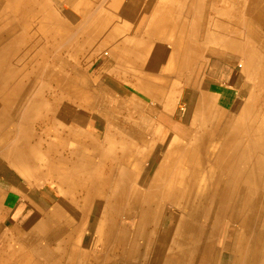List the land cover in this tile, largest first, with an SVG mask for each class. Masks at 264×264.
I'll return each mask as SVG.
<instances>
[{"label":"bare ground","instance_id":"bare-ground-1","mask_svg":"<svg viewBox=\"0 0 264 264\" xmlns=\"http://www.w3.org/2000/svg\"><path fill=\"white\" fill-rule=\"evenodd\" d=\"M239 5L242 14L248 19L243 20L244 36L237 37L236 45L232 47L241 50L243 61L238 64L243 67V73L248 76L254 70L261 76L264 74V49L261 47V38L264 37V13L261 7L264 6V0H242ZM252 25H255L253 30ZM199 39L195 35L196 44ZM104 41L94 43L89 50L109 55V49H102ZM224 47L229 49L228 38L224 40ZM199 52L205 55L203 49ZM201 61L203 58L199 63L197 59L193 60V71L186 83L196 91L198 97L195 99L199 109H208L209 94L201 89L204 81L198 72L204 65ZM180 62L183 64L182 58ZM15 69L11 75L3 74L5 72L0 69L2 109L13 106L16 96L25 88L20 78L14 82L8 81L9 76L21 75L20 69ZM138 76L140 79L135 80L125 100L127 105H115L116 110L120 111L112 119L108 117L112 110L108 111L103 102L96 107L98 114L108 117L107 120L111 122L106 131L99 132L100 135L82 128L81 123H74L67 126L60 124L62 129L58 134L61 140L58 143L49 137L27 148V141L20 134L18 140L8 136V139L5 137L2 141L4 147L9 148L6 151L13 153L11 158L6 157L9 161L7 165L18 169L25 181H29L33 173L39 175L45 183L53 186L56 193L54 203L47 210H41L40 220L16 247L17 250L21 249L20 253L23 249L32 252L21 264H56V261L61 260L58 252L62 253L64 249L72 251L75 256L78 243L73 236L78 230H83L88 217H92L93 221L87 229H94L103 248V240L114 236V233L121 236L144 232L152 234L156 229L152 220L158 212L162 213L161 206L172 212L175 224L171 232L182 238L199 231L200 227L195 223L198 216L204 217L206 223L211 220L210 217L216 220L226 215L229 223H232L229 226L238 232L231 264H264V122L260 121L261 115L254 113V109V118L247 121L245 116L249 108L243 105L241 121H234L232 127L226 125V128L223 123L209 124L204 113L198 117L197 109L191 117L189 109L184 113L187 127L180 129V133L175 131L167 140L162 153L157 154L161 149L157 144L163 143L169 132L166 126L157 122L149 113L152 109L163 110L168 114L176 113L177 97L156 86L170 78L168 75L145 77L137 74L135 78ZM58 80L62 90L74 87L73 81L69 83L65 76ZM69 90L73 92V88ZM254 100L257 104L258 98ZM92 108L89 106L86 109L92 113ZM67 111L56 105L50 113L55 119L67 114ZM151 157L155 158V162L148 175L146 163ZM28 167L33 169L26 174L25 168ZM1 209L0 205V212ZM132 217L137 220L133 229L132 224L125 222ZM118 220L121 222L118 223ZM205 223L200 229L201 235H206L205 240L199 245L187 246L185 251L189 249L190 254L201 251L204 257L202 264H212L211 254L215 242L210 237L214 226ZM176 245L184 248L185 243L180 239L173 244Z\"/></svg>","mask_w":264,"mask_h":264},{"label":"rangeland","instance_id":"rangeland-1","mask_svg":"<svg viewBox=\"0 0 264 264\" xmlns=\"http://www.w3.org/2000/svg\"><path fill=\"white\" fill-rule=\"evenodd\" d=\"M15 1L17 2L14 3ZM156 1L160 2L161 5L169 4V0H151V3ZM188 1L173 0L175 6L178 4L181 7L187 6ZM241 1L196 0L195 34L200 39L197 44L195 41L197 55H195V59L199 63V60L203 58V62H201L204 65L200 67L198 72H200L204 81L201 89L209 94L208 109H199L195 99L198 97V95L196 96V91L192 90L191 85L186 83L187 77H183L180 72L177 73V76L176 74L168 76L170 78L160 82V85H156L168 90L171 96L177 97V100H175L177 101L175 103L177 107L175 115L158 109L154 111L152 109L150 113L148 112L157 122L166 126V130L169 132L167 139L163 143L157 144V146L160 145L159 147H161L157 154L162 153L166 142H168L167 140L170 139L175 131L180 133V129L187 127L184 121V113L189 111V109L190 113L192 112L191 117H193V113L197 109L198 117H201V113L206 114L208 123L210 121L209 124L223 123L227 128L226 125L232 127L235 124L234 121L236 123L239 120L241 121L240 112L244 105L245 108H249V113L245 116L246 120L251 121L254 118L252 111L255 109L254 113L260 114V121L263 120L264 122V74L260 76L254 70L248 76L243 73V67L238 64L243 61L240 55L241 50L237 51L236 47H232L233 44L236 45L237 37L244 36V34L242 35L245 28L243 20L248 19L238 7ZM143 2L145 3L146 0H0V69L5 72L3 73L5 75L6 73L7 75L13 74L15 68L20 69L21 75L9 76L7 79L10 82H14L20 78L25 84V88L16 96L13 106L2 109L3 103L0 99V150L4 149L7 157L11 158L13 156L10 150L9 153L6 151L9 148L4 147L5 144L2 143L5 137L8 139V136L18 140L21 137L20 135H22L27 141V148L33 146L36 141H46V138H52L58 143L61 140L58 132L62 129L59 123L66 122V120L75 122L72 119L74 117L72 114L77 110L75 105L78 102L89 101L91 104H101L103 102L108 111L112 110V112L108 113L110 119L120 111L116 110L117 107L127 105L125 100L129 97L128 93L133 89L134 83L140 77L135 78L136 75H131L132 77L129 75L128 78H123L112 75L110 78L109 75L102 71L99 65L100 61L108 59L107 55L103 52L97 54L94 49L89 50V48L94 43L99 44L105 39V43L102 42L104 44L102 49H109V46L105 44H109L110 31L121 28L123 32L126 20L131 22L139 17L140 6ZM51 3L52 5H50ZM263 7H261V11L264 13ZM254 28L255 25H252L251 29L253 30ZM262 29L264 32L263 26ZM225 38H228L229 49L224 47ZM261 41V47L264 49V37L261 38ZM139 49L141 48L136 46V50ZM200 49L204 50L205 55L200 54ZM128 55L131 57V53ZM144 55V52H140L134 56L141 59ZM200 55L202 58H200ZM13 62L16 63L14 64ZM62 76H65L69 83L73 81L74 94H66L67 91H71L69 90L72 89L71 87H66V90L60 88L61 85L58 84V79ZM84 79V88L89 93L77 94L76 87H80ZM256 81L257 83L255 84ZM178 95L181 97H178ZM255 98H258L257 104L255 103ZM56 105L63 111H69H67V114L60 115L61 119L59 117L54 119L51 116L50 111ZM94 112L96 116L93 113L91 114L95 121L91 120L90 125H85L82 122L81 126L86 130L88 128L94 135H100L99 132L106 131L111 126V122L107 120L108 117L99 115L97 108ZM125 114L126 112H124ZM187 120L189 122L188 117ZM64 130L67 132L66 127H64ZM65 135L63 133L64 137ZM44 143L46 144V142L41 144ZM154 162L155 158L151 157L149 162L146 163V168H149L148 175L152 172ZM31 169L33 167L25 168L26 174ZM4 176L5 188L7 189L9 185H15L20 182L16 176L7 170L3 171V168L0 167V179H3L2 177ZM33 177H38V175L36 176L33 173ZM36 183L38 186L31 189V195L33 194L32 197L36 199V202H39V200L44 201L45 195H48L46 192L50 191L51 185L43 180H38ZM55 198L54 193L53 200ZM19 201L17 200L16 202L18 203ZM160 209L162 213L158 212L152 220L156 226V229L153 230L154 233L126 234L130 237L127 239L120 234L114 233L113 237L103 240L105 243L104 248L98 242V249L101 251V262L103 264L108 263L109 256L112 257L113 253L117 254L118 263L124 262L125 248L129 249L131 247L126 242L132 240L134 257L136 256L137 260H142V257L146 260L151 251H156L159 252L161 264H188L189 260L193 264H202L204 257L201 251L190 254L188 253L189 249L185 250L187 246L191 244L199 245L205 240L204 237L206 235H201L202 230H200L201 225L203 226L206 221L204 217L198 216L195 222L198 228L200 227L199 231H194L189 236L184 235L182 238L179 235L175 236V233L171 232L175 222L172 219L173 214L169 211V208L166 210L164 206H161ZM210 218L211 220H207L205 224L211 227L212 225L214 226L212 228V237H210L215 242L211 254L212 264H231L234 255L232 250L234 251L233 248L237 244L236 237L238 232L229 226L232 223H229L226 215L216 220L212 219V217ZM87 219L90 221L88 220L84 229L88 236L92 230L87 229V227L92 224L91 221L93 219L92 217ZM136 221L135 217L125 220V222L132 224V229ZM119 222L121 220H118ZM175 239L177 241L183 240L185 246L181 245V247L184 246V248H179L178 245L173 246L176 243ZM87 241L88 237H85V240L80 241V244H87Z\"/></svg>","mask_w":264,"mask_h":264},{"label":"crops","instance_id":"crops-1","mask_svg":"<svg viewBox=\"0 0 264 264\" xmlns=\"http://www.w3.org/2000/svg\"><path fill=\"white\" fill-rule=\"evenodd\" d=\"M168 2V5H161L158 1L151 3V0H146L140 6L139 17L131 22L126 20L123 32L121 28L110 31L109 55L106 54L108 59L99 63L102 71L110 78L112 75L128 78L129 75L137 74L147 77H162L175 75L179 72L183 77L190 76L193 71V60L196 57V0H189L188 5H184L185 8L178 4L175 6L173 0ZM146 3L147 5H145ZM129 46L132 50L129 49ZM136 46L141 49L136 50ZM139 52L145 53L141 59L134 56ZM129 53H131V57L128 55ZM181 58L184 61L183 64L180 62ZM84 84L85 79L80 87H76L77 94L89 93L84 88ZM70 92L67 91L66 94H74V90ZM75 106L77 110L72 114L74 115L72 119L76 124L83 122L85 125H90L91 120L95 121L86 108L91 106L96 109L99 106L98 103L91 104L89 101H82ZM93 108L92 113L95 115ZM75 122L66 121L59 125L67 126ZM6 157L5 151L0 150V167L3 168V171L7 170L16 176L20 182L13 184L14 186L9 185L7 189L4 182L5 176L0 179V205L2 207L0 212V264H21L32 252L23 249V252L20 253L21 249L17 250V245L25 237L24 235L31 233L33 225L40 220L41 210H47L56 198L53 200L55 192L51 186L50 191L46 192L48 195H45L44 201H41L43 204L40 201L36 202V199L31 195V189L37 188L36 181L43 179L30 177L29 181H25L18 169L7 165L9 161ZM17 200L20 201L17 203ZM85 232L83 228L73 236L78 243L76 255L74 256L72 251L64 249L62 253L58 252L61 260L56 261V264H103L101 252L98 249V237L94 231L91 232L90 237ZM85 237H88L89 243L87 241V244L81 245L80 241H84ZM128 237L124 235L125 239ZM126 243L131 247L125 248L124 262L118 263L117 254L113 253L112 257L109 256V262L106 264H161L159 252L151 251L146 260L143 257L142 260H137L136 256L134 257L132 240ZM188 264L193 263L189 262Z\"/></svg>","mask_w":264,"mask_h":264}]
</instances>
